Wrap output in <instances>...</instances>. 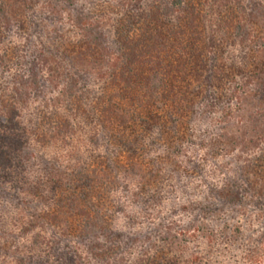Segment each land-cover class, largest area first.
Returning a JSON list of instances; mask_svg holds the SVG:
<instances>
[{"label":"rangeland","instance_id":"obj_1","mask_svg":"<svg viewBox=\"0 0 264 264\" xmlns=\"http://www.w3.org/2000/svg\"><path fill=\"white\" fill-rule=\"evenodd\" d=\"M69 1L73 4L59 2L54 7L53 21H43L42 34L53 35L52 28L57 27V34L76 38L81 31L74 18L80 14L86 17L83 22L88 18L91 25L101 27L100 40L112 52L111 24L123 6L133 7L141 0ZM240 2L244 0H227L234 7ZM30 6L23 19L33 13L35 6ZM44 11L47 14L50 8ZM204 28L210 30V25ZM15 29L6 33L8 43L0 47V54L6 45L18 48L17 55L4 56L7 61L12 58L10 63L0 65V71L7 67L1 73L8 71L9 86L21 69L26 72L32 56ZM241 54L237 47L230 48L222 60L228 64ZM101 55L90 69L91 90L102 81L101 72L108 65L106 50ZM235 63L241 64L239 57ZM91 64L85 59L78 67ZM222 88L226 97L231 85L225 82ZM57 89L29 96L10 121L0 118V264H264V173L257 172L261 168L264 172V158L256 161V156H264V114L252 106L239 109L243 94L218 99L221 103L199 95L184 112L189 126L174 139L178 149L160 143L133 160L116 151L111 155L116 167L107 168L109 151L101 134L84 123L70 141L47 145L33 141L28 122L37 118L44 98ZM77 160L92 163L101 182L112 180L98 186L93 196L98 202L94 209L105 215L101 223L107 228L92 233L83 215V233L89 234L78 237L71 232L63 238L52 203L56 187L60 193V188L65 190ZM245 166L254 187L239 179ZM229 178L240 184L241 200L219 197Z\"/></svg>","mask_w":264,"mask_h":264},{"label":"trees","instance_id":"obj_2","mask_svg":"<svg viewBox=\"0 0 264 264\" xmlns=\"http://www.w3.org/2000/svg\"><path fill=\"white\" fill-rule=\"evenodd\" d=\"M42 1L0 0V47L8 43L6 33L16 26L18 39H23L26 51L32 55L26 72L21 69L13 76L11 86L5 79L8 71L2 75L7 67H2L0 118L10 121L29 96L58 87L53 96L44 98L37 118L28 122L27 129L35 143L70 141L78 125L84 123L93 133L101 134L109 151V168L116 167L111 160L116 151L134 159L143 157L148 148L157 144L175 145L178 149L174 139L180 133L184 135L189 126L184 112L199 95L204 101L221 103L219 100L226 101L239 91L245 96V100L238 98L244 100L239 109L252 106L264 114V0H244L236 7L227 0H141L136 6H123L119 18L111 24L112 39L108 44L114 47L112 52L100 40L101 27L91 25L88 18L83 22L86 17L80 14L74 18L81 31L76 38L57 34V27L52 28L53 35H43V21H53L51 12L65 0ZM32 3L33 13L23 19L21 15L31 9ZM66 4L73 3L67 0ZM47 6L50 11L45 14ZM209 25L210 30H204ZM233 47L243 53L238 56L241 64H236L238 57L233 56L224 64V53ZM16 50L17 46L6 45L0 54V65L10 63L12 58L7 61L4 56L8 52L17 55ZM101 50H106L108 65L101 72L102 81L91 90L90 69L102 59ZM85 59L92 62L91 67H78ZM225 82L231 88L223 97ZM256 158L260 163L264 156ZM245 167L239 179L254 187ZM97 172L92 163L77 160L64 182L65 190L60 188V193L56 187L51 211L59 216L54 221L56 226L62 225L63 238L71 232L84 237L90 230L96 233L107 228L101 223L105 215L94 209L98 202L93 196L98 186L112 180L101 182ZM257 172L264 173L262 168ZM239 185L229 178L219 197L229 202L241 200ZM83 215L89 227L85 233L80 218Z\"/></svg>","mask_w":264,"mask_h":264}]
</instances>
